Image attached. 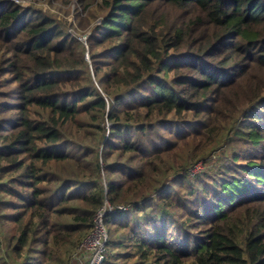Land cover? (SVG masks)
I'll use <instances>...</instances> for the list:
<instances>
[{"label":"trees","instance_id":"obj_1","mask_svg":"<svg viewBox=\"0 0 264 264\" xmlns=\"http://www.w3.org/2000/svg\"><path fill=\"white\" fill-rule=\"evenodd\" d=\"M102 207L100 264H264V0H0V264Z\"/></svg>","mask_w":264,"mask_h":264},{"label":"rangeland","instance_id":"obj_2","mask_svg":"<svg viewBox=\"0 0 264 264\" xmlns=\"http://www.w3.org/2000/svg\"><path fill=\"white\" fill-rule=\"evenodd\" d=\"M18 1L20 4H26V0H15ZM43 8H48L49 5L47 3L42 4ZM73 5L71 4V7ZM65 19L67 20V25H73L77 29H80L78 27V24L76 23V20L73 19V16L71 14L64 15ZM87 32L83 35H78V38L82 40L83 43H85ZM85 57L87 60H89L87 53H85ZM109 125V122L107 123V126ZM199 163V170L204 168V165L201 161ZM196 171V172H197ZM96 219V218H95ZM93 219V227L91 231L81 240V243L79 245H76L75 248L68 250V252L65 254V256L62 258V260L65 261L64 264H88V261L90 260L91 254L94 251V241L99 238V228L102 227L103 230H105L104 224L102 219L98 221V218L95 220ZM106 233V231H105ZM104 247V246H103Z\"/></svg>","mask_w":264,"mask_h":264},{"label":"built area","instance_id":"obj_3","mask_svg":"<svg viewBox=\"0 0 264 264\" xmlns=\"http://www.w3.org/2000/svg\"><path fill=\"white\" fill-rule=\"evenodd\" d=\"M199 169V163H196L193 165V167L190 169L191 173H195ZM104 214V207L100 208L95 216L94 219L98 218V221L102 219V216ZM95 219V220H96ZM99 238L94 241V251L91 254L90 260L88 261V264H100L102 260V250H103V245L106 239V233L105 230H103L102 227L99 228Z\"/></svg>","mask_w":264,"mask_h":264}]
</instances>
